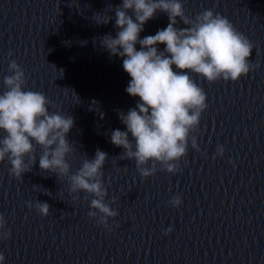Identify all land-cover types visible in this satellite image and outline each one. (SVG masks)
<instances>
[{"label": "water", "instance_id": "1", "mask_svg": "<svg viewBox=\"0 0 264 264\" xmlns=\"http://www.w3.org/2000/svg\"><path fill=\"white\" fill-rule=\"evenodd\" d=\"M120 3L0 0V93L11 74L8 64L16 60L25 72L24 88L44 93L51 111L74 119L67 134L74 146L67 155L70 173L97 149L107 153L105 200L118 212L107 219L110 230L90 217L92 195L71 193L67 176L41 170L40 146L20 178L2 161L0 214L6 223L0 231H10L0 240L4 264H264V0H183L193 18L204 9L226 16L253 44L247 59L256 66L236 81L190 74L206 93L207 108L190 133L199 151L189 141L176 172L157 163L147 177L110 141L113 129L125 127L118 110L127 112L138 99L125 92L130 77L122 58L101 44L117 31ZM94 13L112 19L97 24ZM168 22L158 11L140 37ZM218 144L222 156L215 155ZM175 194L182 199L178 207L168 203ZM37 201L48 203L47 215L29 207ZM169 225L173 230L165 235Z\"/></svg>", "mask_w": 264, "mask_h": 264}, {"label": "clouds", "instance_id": "2", "mask_svg": "<svg viewBox=\"0 0 264 264\" xmlns=\"http://www.w3.org/2000/svg\"><path fill=\"white\" fill-rule=\"evenodd\" d=\"M158 11L167 15V26L141 38L145 23ZM114 12L117 31L114 36L105 34L101 44L110 56L122 58L121 66L130 77L125 92L138 99L127 112L118 110L125 127L113 129L110 141L123 149L121 159L135 160L142 177L154 173L157 163L162 170L174 173L189 141L199 151L197 139L190 133L207 108L206 93L190 74H199L208 82L236 81L256 66L247 59L253 44L226 16L212 9H204L194 18L186 15L183 0H121ZM111 19L107 14L94 13L97 24H107ZM178 22L186 27H178ZM8 69L11 74L3 81L6 90L0 93V131L4 133L0 136V162L7 160L9 173L20 178L36 162L34 153L40 146L39 168L57 178L67 176L71 193L91 194L88 215L98 216V223L110 230L107 219L118 212L105 200L102 169L107 153L97 149L91 159H83L81 166L70 173L67 155L74 146L67 134L73 127V117L51 111L52 102L44 93L25 89V72L16 60L9 62ZM224 151L218 144L215 155L222 156ZM149 163L151 166L146 167ZM168 203L178 207L181 196L173 195ZM28 204L42 215L49 212L47 202ZM5 223L0 214V229ZM172 230L169 225L163 231L166 235ZM9 236L10 231H0V240ZM4 261L0 252V264Z\"/></svg>", "mask_w": 264, "mask_h": 264}]
</instances>
